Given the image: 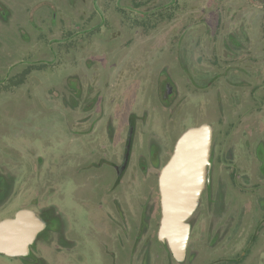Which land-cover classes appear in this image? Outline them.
Wrapping results in <instances>:
<instances>
[{
	"label": "rangeland",
	"instance_id": "374dc122",
	"mask_svg": "<svg viewBox=\"0 0 264 264\" xmlns=\"http://www.w3.org/2000/svg\"><path fill=\"white\" fill-rule=\"evenodd\" d=\"M2 1L8 9L0 5V176L10 181L15 178L14 151L17 148L23 152L19 161L26 169L33 167L35 172L33 164L45 166L35 175L34 182L20 185L21 191H32V204L14 198L11 190L7 201L0 204V221L12 218L19 207L29 204L38 213L60 204L71 223L73 230L72 233L68 230V236L69 239L74 237L75 247L65 262L52 264H142L143 250L135 244L134 237L140 232L139 216L146 198L159 199V168H151L155 173L154 181L150 178L145 181L144 176L137 177L143 170L134 160L130 179L120 184L116 194V200L126 206L129 228L132 229L129 259L127 246L117 247L111 241L113 230L105 207V192L112 184L106 175L108 167L103 169L104 180L91 177L84 181L85 176L81 174L91 176L93 171H87L85 167L86 170L78 172L76 160L65 159V153L73 148L86 157L84 151L88 147L81 146L80 141L76 148L79 142L75 137L71 141L69 136V131H79L74 126L80 119H76V113L93 110L100 116L102 131L110 120L117 132L115 150L119 155L128 126L124 111L126 93L137 91L131 110L139 113L140 101L148 93L146 91L142 96L141 88L136 86V74L139 67L147 65L149 78L150 72L158 67L159 97L161 82L171 81L175 87L173 108H179L180 114L178 125L173 127H170L171 116L165 117L167 128L166 125L160 128L159 120V131L181 135L203 124H210L216 130L224 128L228 134V149H233V162L228 166L239 164L245 156L241 147L243 140L249 136L251 140L264 142V101L260 100L259 106L248 102L243 107L233 104L222 108L217 100L219 91L226 95L235 88L229 87L228 91L224 89V81L217 80L210 91L209 112L202 97L206 90L195 94L189 87L191 59L196 57V61H200V56L203 57L199 43L197 51L192 52L189 39L197 41L201 33L210 31L207 37L217 52L234 46V40L238 41V50L235 47L227 50L231 54L229 61L233 65L239 62L241 67L259 64L260 73L253 84L259 85L256 94L264 97V0H143L151 6L158 4L159 10L174 13L167 21L152 18L147 31L146 26L139 27L136 23L142 15L125 11L119 0ZM142 7L144 11L145 7ZM147 18L151 17L146 15ZM140 31L147 35L142 36ZM140 52L147 53L141 55ZM140 60L144 62L139 64ZM29 67L33 70H25ZM26 73L24 84L19 85L18 79ZM247 88L249 93L251 86ZM81 94L84 98L78 100L77 95ZM242 95L239 98L248 101ZM94 96L99 99H93ZM167 109L170 108L159 102L160 113L164 115ZM246 110L256 113L240 117ZM167 155L165 149L163 158ZM41 157L45 161L40 160ZM247 160L245 164L251 173L252 166L249 158ZM111 175L113 173L108 176ZM53 192L54 199L51 197ZM199 218L195 220L203 239L204 223ZM259 244L264 245V237L260 238ZM54 248L51 245L42 255H59ZM166 263L165 258L159 261L157 251L151 264ZM0 264L11 263L0 256ZM169 264L174 263L169 260Z\"/></svg>",
	"mask_w": 264,
	"mask_h": 264
},
{
	"label": "flooded vegetation",
	"instance_id": "af4514ba",
	"mask_svg": "<svg viewBox=\"0 0 264 264\" xmlns=\"http://www.w3.org/2000/svg\"><path fill=\"white\" fill-rule=\"evenodd\" d=\"M119 3L125 6V11L130 10V12H133L132 6H142L143 4L147 6L148 2L143 0H123L121 2L119 0ZM0 5L8 9L2 0H0ZM156 7H158L157 11H159L158 4ZM133 13L137 14L138 12L136 10ZM125 14L128 15L126 12ZM140 15H142L140 22L145 25L147 20L146 8ZM128 16H131V14ZM209 33L210 31L201 33L197 41L195 39H189L193 45L192 52L197 51V44L199 43L201 46L199 49L203 55V57L200 56V61H196V57L191 59L188 72L189 87L195 94L200 93L202 89L206 90V94H203L202 97L206 102L204 104L207 105L209 112L211 110L212 97V93L210 96V91L215 87L217 80L224 81V89H228L229 87L235 88V91L233 90L229 94L226 93V95H223L222 90L219 91L217 100L222 108H227L233 104L236 107H243L244 103L248 102L259 106L260 100L264 101V97L260 98L256 94L259 85L253 84V82L256 83V79L260 73L259 64L241 67L239 66L240 63L237 62L238 64L233 65V62L229 61L231 54L227 50L233 47L238 50L240 43L234 40V46L226 47L224 51L223 49H219V52H217V48H212L210 39L207 37ZM139 34L142 36L147 35V33L141 31ZM140 53L141 55H145L147 52ZM156 54L157 58H159V51ZM235 57L237 59V54ZM201 60L204 61L202 62ZM141 62L144 61L140 60L139 64ZM145 67H139V71L136 74L138 79L136 86L141 88L140 92L142 96L144 97L143 93L146 94V91L148 93L145 99L143 101L141 99L140 101L141 111L139 113L131 110V102L133 97H136L137 91L126 93L125 96L127 105H125L124 111L128 126L125 141L120 145V154L117 155L115 150L117 147V132H115V127L111 126L113 123L108 120L107 127L102 131V128L99 127L100 116L93 110L77 112L76 119H80L78 121L76 120L74 126L79 128V131L75 133L69 131L70 140L72 141V138L75 137L79 142L76 148L80 145V141L81 146L88 147L84 151L86 157L84 155L80 156L78 150H75V148H73V151L65 153V159H69L70 161L76 160L78 163L76 165L78 172L86 169L87 171H90V169L93 171L91 176L88 173H86L87 176L86 174H81L85 176L84 181L91 177L104 180V167L107 166L110 170L106 172V175L112 184L109 186L107 192H105V196L107 194V197H105L107 202L105 207L108 210L106 212L113 230L112 235L114 238L111 241L117 247L127 246L129 254L131 253L130 242L133 239V234L132 229L129 228V222L125 212L126 206H123V203L116 200V194L122 186L120 184L130 179V170L134 160H136L137 167H141L143 170L138 176L136 175L138 178L141 179L144 176L143 179L145 181H148L149 178L154 181L155 173L154 169L152 171L151 168H159V181L162 168L171 159L176 143L182 135H179L178 132L176 135H171L167 130L159 131V120H161L160 128L164 125L167 128L166 116L172 117L170 127L178 125L180 117L178 113L179 108H173L172 104L175 87L169 80L162 81L160 87L161 95L159 97V68L157 67L155 70L151 69L152 72H150L151 74L148 78V71ZM200 69L203 71H200ZM25 70H33V68L29 67ZM148 79L150 80L148 81ZM149 86L150 89L148 88ZM249 86H251V90L247 93V87ZM240 94H243L242 96H245L248 101L241 100L239 98ZM77 98L81 100L84 98V94L77 95ZM96 98L99 99L98 96L93 97L95 100ZM159 102L160 105L164 104L170 108L165 111L164 115L160 113ZM251 108L253 109L252 106ZM243 113L244 115L240 117H244L246 114L254 116L256 111L246 110ZM63 133L66 135L67 131L65 130ZM243 135L245 136V132H243ZM227 140L228 134L224 128L217 130L213 128L210 154L211 165L207 169L206 185L201 196L200 207L190 219L191 236L185 262H177L173 258L168 245L159 238L162 207L158 185L159 199L156 198L154 200L152 198L149 200V197L146 198V203L142 206L139 216L140 232L134 237L135 244L138 243L139 249L143 250L140 255L142 264H151L154 261V256L157 251H159V261L165 258L166 264H169V260L174 264H264V245L259 244L260 238L264 237V142L260 143L251 140L248 136L241 143V147L245 153L242 159L243 161L241 160L237 165L228 166L229 162H233V149H228L229 142ZM129 143L131 152L129 160L125 165L126 151ZM165 149H167L168 155L164 159L163 153ZM14 152L16 171L15 178L12 180V196L19 201L27 200V202L32 204L34 199L32 191H21L20 185H22L21 183L34 182L35 175L40 173L45 165L36 167L33 164L35 171L33 172V167L26 169V166L23 167L19 161V157L23 156V152L18 148ZM135 154L138 155L137 159ZM248 158L252 166L251 173L248 171V164H245ZM40 160L45 161V158L41 157ZM53 161L55 162V160ZM85 167L86 169H84ZM49 170L50 168H48ZM111 173H113V176H108ZM10 192L6 189L5 183L0 184V204L7 201L10 197ZM51 194L52 199H54L55 193L53 192ZM226 194H228L227 199L225 198ZM239 199H242V201ZM30 204L19 207L12 217H15L21 210H32L44 221L45 228L30 245L27 255L8 257L0 253V256L6 258L11 264H52L56 261L65 262L75 247V241L74 237L69 239L68 230L72 233L73 229L71 223L68 222L64 208L60 204L57 205L54 203L56 206L47 207L38 213ZM197 217H200L199 219L203 221L201 223H204V230L202 232L203 239L200 237L201 233H198L199 229L197 230V226H199L195 220ZM51 245H54V251L60 254L51 255L47 253L42 255L46 248ZM129 259H131V254Z\"/></svg>",
	"mask_w": 264,
	"mask_h": 264
},
{
	"label": "water",
	"instance_id": "95a60500",
	"mask_svg": "<svg viewBox=\"0 0 264 264\" xmlns=\"http://www.w3.org/2000/svg\"><path fill=\"white\" fill-rule=\"evenodd\" d=\"M212 140L213 128L210 124L185 131L159 177L162 207L159 238L168 245L173 258L180 263L187 258L191 236L189 220L199 208L206 185ZM130 152L129 143L125 165ZM44 228V221L28 209L0 221V253L8 257L27 255L30 245Z\"/></svg>",
	"mask_w": 264,
	"mask_h": 264
},
{
	"label": "trees",
	"instance_id": "16d2710c",
	"mask_svg": "<svg viewBox=\"0 0 264 264\" xmlns=\"http://www.w3.org/2000/svg\"><path fill=\"white\" fill-rule=\"evenodd\" d=\"M150 4L147 3V6L144 5V4L142 5V6H144L146 8V15L151 17V18H147L146 23L144 25V26H146V31L150 28V25H148V23H150L152 21V18H156V20L159 19V21H160V19H162L161 21H167L168 19L170 20L172 18L173 14H174L173 12H170V11H168L166 9H164V10L160 9L159 11H157L158 7L151 6ZM142 6L135 5V6H132L131 8L133 9V12L137 10L138 13L136 15L140 16V13L141 14L143 13V7ZM150 15H153V17L150 16ZM136 23H139V27L143 26V23L140 22V18H139V20L136 21ZM27 75H28V73H26L25 76H23L20 79H18L19 80L18 81L19 85L24 84V81H25V78L27 77ZM1 183H5L6 189L8 191H11V189H12V181H10L8 179H5L4 177L0 176V184Z\"/></svg>",
	"mask_w": 264,
	"mask_h": 264
}]
</instances>
